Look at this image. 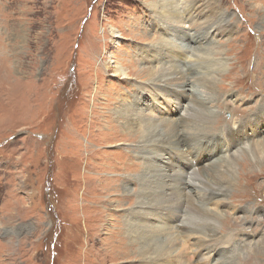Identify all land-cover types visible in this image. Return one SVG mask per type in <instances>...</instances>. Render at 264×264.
Returning <instances> with one entry per match:
<instances>
[{
    "label": "rangeland",
    "instance_id": "374dc122",
    "mask_svg": "<svg viewBox=\"0 0 264 264\" xmlns=\"http://www.w3.org/2000/svg\"><path fill=\"white\" fill-rule=\"evenodd\" d=\"M157 3L0 0V264H113L104 256L95 257L101 247L105 248L100 242L108 240L104 230L107 214L100 208L108 198L107 193L93 188L97 179H104L107 173L116 180L118 172H137L130 159L133 156L136 162L143 163L138 154L144 149L116 135V131L112 137L104 116L126 98L130 100L126 105L141 99L140 109L150 111L156 121L159 110L175 109V97H160L157 89L151 95L128 93L126 82L134 81L136 87L147 82L133 74L124 80L111 71L117 61L129 64L140 60L142 49L163 43L160 31L158 37L152 33L157 22L165 23L155 17L156 10L151 8ZM199 4L203 14L193 20L198 21L194 27L189 26L188 19L182 25L165 26H172L173 36L184 34V44L190 47L197 46L200 40L209 46V41L195 31L206 20L216 22L223 17V27L233 29L232 34L223 32L212 38L213 51L221 52L214 60L222 61L219 71L225 76L217 77L215 82L214 93L220 99L213 110L214 123L206 132L216 133L226 125L236 130L237 123L264 114V0H200L195 6ZM177 9L180 13L185 10L181 3ZM147 12L152 15L151 30L147 28ZM143 33L148 36L139 38ZM193 52L196 58L203 53L196 49ZM194 56L191 62L193 65L195 60L196 73L199 63ZM127 67L128 72L130 66ZM193 90L197 93L195 86ZM232 91L235 94L224 97ZM183 108L167 117L178 120L185 113ZM244 131L260 153L264 127ZM211 146L208 143L207 147ZM209 159L217 161L214 156H203L199 163L191 159V165L197 170L205 167ZM260 159L263 166L264 153ZM171 165L174 170L180 167L177 163ZM243 169L234 168L235 179L229 183L232 188L227 193L233 198L229 201L249 195L248 207L264 208V166L255 173L248 167ZM101 183L107 184L103 180ZM87 184L92 191L84 190ZM128 208L125 209L134 207ZM207 208L215 210L213 206ZM225 211L240 223L233 206ZM186 219L182 216L176 224H185ZM224 226V220L221 225L216 223L220 230ZM220 230L217 237L229 236L237 245L235 264H243L242 259L250 251L244 247L248 239L264 233L256 225L246 229L242 223L238 229ZM221 249L227 250L225 245L217 244L216 250ZM211 250L203 251L205 257ZM257 262L264 264V258Z\"/></svg>",
    "mask_w": 264,
    "mask_h": 264
},
{
    "label": "bare ground",
    "instance_id": "6f19581e",
    "mask_svg": "<svg viewBox=\"0 0 264 264\" xmlns=\"http://www.w3.org/2000/svg\"><path fill=\"white\" fill-rule=\"evenodd\" d=\"M155 2L158 3L151 5V8L156 10L155 17L164 19L165 23L157 22L152 33L155 37L159 34L163 43L142 49L140 60L130 61L129 64L122 60L117 61L111 71L124 80L133 74L143 78L141 81L147 82L146 85L140 84L136 87L134 81H124L129 85L128 93L138 91L143 95H151L157 89L160 97H175V109L159 110L160 118L156 121L150 111L147 113L140 109L143 103L141 99L126 105L130 101L126 98L114 105V108L108 110L104 116L103 122L110 124L112 137L118 133L135 141L137 147H142L144 151L138 154L143 163L136 162L131 156V167L138 170L133 173L137 174L135 178L127 171L116 173V180L108 173H103L106 177L101 180L107 183L105 185H102L99 178L97 179V185L93 190L107 193L105 196L108 198V202L100 204L101 212L107 214L104 230L107 231L108 240L100 242L105 248L101 247V251L95 257L99 259L104 256L113 264H235L234 254L237 245L231 242L229 236H216L217 230H220L216 223L221 225V222L225 221L221 232L228 228L238 229L240 223L246 225V229L251 225L264 229V208L248 207L246 203L250 201L249 195L235 202L229 201L233 195L231 198L227 195L232 188L229 183L235 179V167L238 166L241 171L248 167L251 173H255L264 166L260 159V155L264 153V141L260 143L258 153V148L250 141L249 135L244 134V130L249 127L263 128L264 114H259L257 119L249 118V122L237 123L236 130H231L226 125L219 128L216 133L206 132L214 123L216 117L214 109L220 99L214 93L215 82L217 77L225 76L219 71L222 68V61L214 60L221 52L213 51L215 45L212 38L218 33L232 34L233 29L226 25L223 27L222 23L225 22L223 17H219L216 22L206 20L202 23L203 31L201 28L194 29L209 41V46L202 40H196L197 46H185L184 34L173 36L170 34L172 26L167 29L165 25L167 23L182 25L188 19L189 26L194 27L198 21L193 20L203 14L200 8L202 5L195 6L197 2L194 0ZM178 3L185 8L181 13L177 9ZM147 13L149 16L147 28L150 29L152 15ZM147 36L143 33L139 38L145 39ZM195 49L197 52L203 51L202 56L196 58L193 52ZM193 56L199 63L196 73L195 60L194 66L191 62ZM127 65L130 66L128 72ZM189 75L192 77L189 78ZM194 86L198 94L194 93ZM233 93L232 91L224 97L227 98ZM249 95L254 93L250 92ZM183 107L185 113L178 120L167 117ZM208 143L212 146L207 147ZM160 155L164 156L160 159ZM203 156L206 158L214 156V160L217 161L212 162L209 159L205 167H197L196 170L191 165V159L195 158L199 163ZM242 160H245L243 164ZM224 162L226 166H221ZM172 163L180 164L178 170L171 168ZM107 164L112 166L110 163ZM103 168L106 169L108 166L103 164ZM103 174L101 173L102 176ZM127 181L134 186L133 189L129 187ZM88 185L84 189L86 192L92 191ZM110 196H113V199ZM229 205L239 214L240 223L225 213ZM207 206H213L216 211L208 209ZM240 206L242 208L238 210ZM126 207L134 208L127 210ZM182 216L187 218V223L176 224ZM256 217L258 220H254ZM180 228L181 232H178ZM96 236L100 237L98 231ZM217 244L225 245L227 250H216ZM245 245H247L244 246L245 249L250 251L242 259L243 264H258L257 259L264 258V233L256 235L255 238L251 236ZM210 248L212 250L205 257L203 251Z\"/></svg>",
    "mask_w": 264,
    "mask_h": 264
}]
</instances>
